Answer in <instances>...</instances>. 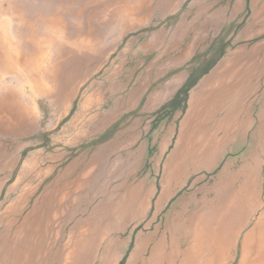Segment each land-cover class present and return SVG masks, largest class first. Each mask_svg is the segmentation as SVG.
Instances as JSON below:
<instances>
[{"label":"rangeland","instance_id":"374dc122","mask_svg":"<svg viewBox=\"0 0 264 264\" xmlns=\"http://www.w3.org/2000/svg\"><path fill=\"white\" fill-rule=\"evenodd\" d=\"M0 37L21 57L0 58V264H204L220 235L238 264L264 243V0H0ZM165 85L186 149L162 196L170 137L140 107Z\"/></svg>","mask_w":264,"mask_h":264},{"label":"crops","instance_id":"0c3cea01","mask_svg":"<svg viewBox=\"0 0 264 264\" xmlns=\"http://www.w3.org/2000/svg\"><path fill=\"white\" fill-rule=\"evenodd\" d=\"M170 68H171V65H166V69L159 70V74L157 75V77L158 78H162V77L165 78L167 73L172 72V69L170 70ZM191 72L192 71H189V73L187 74L188 79L191 78V75H192ZM180 75L178 76V78H182ZM170 79H172V76L170 77ZM172 90H173L172 87L171 86L167 87V85L159 88L154 95H152V96L148 95V97L146 98L144 103H142V105L140 107L141 112L155 111L157 115L161 114V116L163 117V120H162L163 123L159 126L158 129H159V131L164 129V133L166 134V136L170 137L169 141L167 143H165L163 145V147L158 146V148L156 149V152L153 156L154 162L152 163V167H156L157 165L159 166L160 164L156 163L157 159L159 158V161H161L164 158V162H165L164 163V173H165L164 182H165V184H164V188L162 191L163 192L162 196H165L167 194V192L171 186H172V189L175 188L176 190H178L180 188L179 187L180 184H182L181 180H182L183 176L185 175V171H183L184 163L182 162V155H183L184 149H186V147L183 144L178 143L176 145L175 149H171V151L168 152V150L170 148L169 145L171 144L170 141H171V138L173 137V126L171 124V120L176 119L182 113L181 108L179 106H176V104H178V101H176L177 98H172V96L169 98H166V95H168L170 93V91H172ZM176 90L178 91V88ZM88 99H89V97L87 98V100ZM172 114H174V116L171 118ZM224 121H225V116L222 118V121L220 122V125H221L220 128L223 130V133H224L223 134L224 138L222 139L221 147L219 150L220 153L226 152L228 150H232L231 149V142L235 139L234 133L229 132L230 129H228V126H225L226 123ZM180 133H181V125H180ZM225 137H227V139ZM235 150H232V151H235ZM139 157H141V156H139ZM201 166L205 167V168H211L213 166V162H210L208 165L201 163ZM191 168H193V169L198 168V165H193L192 167L190 166V169ZM246 184H249V181H247ZM205 188L207 189V187H205ZM243 188H244V185H243ZM251 197H252V195H251ZM162 198H160V199H162ZM140 204H141V202L139 201L137 206H140ZM185 235L188 236L189 234L187 233ZM213 241H215V240H213ZM177 245L178 244H176V243L173 244L174 249L171 252V260L169 261V263H173L175 261V259H173V258H175L177 255L181 254V248L178 247ZM153 253H155V252H153Z\"/></svg>","mask_w":264,"mask_h":264},{"label":"bare ground","instance_id":"6f19581e","mask_svg":"<svg viewBox=\"0 0 264 264\" xmlns=\"http://www.w3.org/2000/svg\"><path fill=\"white\" fill-rule=\"evenodd\" d=\"M54 23H55V21H54ZM2 40L5 43L7 39L6 40L4 38L1 39V37H0V43L4 44V43H2ZM6 48H8V47H6ZM7 50L10 51L9 49H7ZM11 53H12L11 51H10V53L8 52V55H5L6 58L4 56L3 57L0 56L2 64L7 68L12 67V62L13 63H14V61L18 62V60L21 59V57L18 54H14V53L11 54ZM21 65H22V63H21ZM206 216H209V214L208 215H207V213H204V214L200 213L198 215L196 214L193 218H191L190 222L188 223L189 227H191L193 225V227H194L193 232L195 233V235L193 236L194 243H190V245L188 246V248L185 252L186 255L196 254L197 256H199L198 255L200 253L199 247L201 248L202 245L204 244V243H199V238L202 237L204 231L206 230V225H205ZM260 223L261 224H259L258 227L262 228L261 229V232L263 234L262 241H264V215H263ZM222 228H224V225L222 226ZM251 235H252V233L249 232L245 237V241H244L245 243H243V254H242L241 259H240L238 264H264V243L263 242L248 243V241L251 240ZM212 245L215 247V249L212 251L211 254H208V258H207L206 262H204V264H224L226 262L224 260L226 250L228 247H230L232 245V243H223L222 237L220 235L217 238V240L215 241V243H213ZM227 263H228V261H227Z\"/></svg>","mask_w":264,"mask_h":264}]
</instances>
